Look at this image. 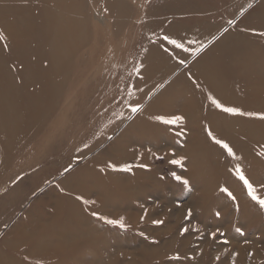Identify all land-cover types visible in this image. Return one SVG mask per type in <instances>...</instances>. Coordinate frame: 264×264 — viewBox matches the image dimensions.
I'll list each match as a JSON object with an SVG mask.
<instances>
[{"label": "rangeland", "instance_id": "374dc122", "mask_svg": "<svg viewBox=\"0 0 264 264\" xmlns=\"http://www.w3.org/2000/svg\"><path fill=\"white\" fill-rule=\"evenodd\" d=\"M77 1L84 8V47L62 46L57 61H39L43 52H51L45 41L17 62L29 69L23 77L38 84L52 68L49 77L64 87L50 104L49 118L39 128L31 125L25 151L13 155L10 166L20 170L13 184L0 182V205L6 206L0 209V264H264V208L236 175L238 166L264 198V28L252 19L264 0H177L180 4L161 12L156 7L167 0H118L124 5L116 6L121 15L108 12L102 0ZM32 6L39 12L46 7ZM43 28L36 24L33 32ZM0 35H6L1 27ZM165 36H180L188 50ZM154 48V57L146 58ZM165 52L170 63H154L151 70V62ZM60 57L70 60V68L59 63ZM201 61L202 69L195 67ZM246 61L255 70L243 78ZM180 90L188 96L180 97ZM210 97L256 115L227 113ZM137 104L139 110L132 112ZM174 115L183 121L169 125L155 119ZM209 130L235 156L216 144ZM124 164H131V171L121 170ZM70 178L77 179L68 187ZM80 178L89 185L83 190H77ZM20 182L22 191L7 198ZM224 187L235 200L221 191ZM72 200L88 227L69 219ZM58 202L60 215L54 217ZM35 213L44 217L38 230L29 231L31 242L56 218L65 222L70 240L45 252L14 243L25 235L19 226L30 225ZM100 217L123 218L125 227Z\"/></svg>", "mask_w": 264, "mask_h": 264}, {"label": "bare ground", "instance_id": "6f19581e", "mask_svg": "<svg viewBox=\"0 0 264 264\" xmlns=\"http://www.w3.org/2000/svg\"><path fill=\"white\" fill-rule=\"evenodd\" d=\"M102 1L106 3V10L108 12L112 14L118 13L119 15L123 14V11L116 8V6L119 5L124 6L122 2L119 4L118 0ZM36 2L41 3L43 7L46 6L42 12L34 10L35 8L32 6V4ZM47 3L51 4V7L47 6ZM178 4H180V2L177 0L163 1L158 4L155 11L158 10L161 12L164 8H173ZM83 14L84 8L77 0H0V27L1 30L3 28V30L6 31L5 37L0 40V103L4 105L0 109V182L5 184L6 187L8 185H12L15 181V178L20 173V170L10 166L13 155L17 154V152L23 153L25 151L24 142L30 138L34 131L31 125H34L35 123L37 128H39L42 126L41 124H43L49 118H46V115L47 111L51 109L50 104L56 103L60 93L58 90H61L64 87V83H57L49 77L52 75V68L48 69V74H46L47 78L42 77V83L38 84L31 82L29 80V75L27 78L23 77L22 73L24 75L29 74V69L25 63H22L23 67H18L17 62L20 61L19 58L27 57L31 52L34 51V49H36L37 45L45 41H49L48 43L51 52H43L40 57L37 55V60L39 59V61H43L45 58H48L50 62L57 61L56 53L59 52V49L62 46H69L75 50L84 47L86 43V33L83 32V28L85 30L86 25L83 23ZM254 16L255 18L252 17L253 21L258 23V27L263 26L264 28V3L263 7L261 6L258 13H254ZM6 18L8 19L7 22L4 21ZM36 24L47 26V30L43 28V30L33 32V28ZM57 27L58 29H56ZM117 28H119V26ZM28 34H30L29 37L27 36ZM169 38L181 42L180 36H172ZM217 48L219 49V46ZM157 50L158 49L155 48L151 49L147 53L146 58H153L154 55L152 54H155ZM68 52V57H70L72 51L70 50ZM5 54H9L11 58L6 57ZM167 55L170 54L165 52L162 57L156 60V62H151L150 69H154V63H163V61L169 62L164 58ZM246 57L248 60L250 58L252 59V57H250L248 54ZM63 60L64 58L60 57L59 63H62L67 68H70V60ZM253 66L254 65L251 62L246 61L242 63L240 69L241 77L248 78L252 71L255 70ZM195 67L202 69L203 62L201 61L196 63ZM205 68L206 67H204V69ZM209 68L212 70L215 67L214 65H210ZM211 70H208L210 75H212ZM210 87L211 86L209 85V88ZM216 87L218 86L215 85L214 87H211L210 90L219 95V89H216ZM36 89H38L39 93L37 95H30L31 91ZM188 94L189 93L182 91L180 93V97L182 95L188 96ZM219 96L224 97L227 100L232 99V97L224 91H222L221 95ZM160 99L161 97L154 103V105L156 103H160V101H162ZM172 101H176V97L172 99ZM18 102H21V105H18ZM225 103L228 102L224 101L223 104ZM166 112H168V110ZM186 115L187 111L185 113V116ZM223 119L229 121L230 123L237 120L230 118ZM24 121L26 122L24 123ZM213 123L214 122L212 121V124ZM18 127H20L19 130ZM233 127L235 129L236 126ZM239 129H241L240 126L239 128L236 127L235 130ZM243 129L245 128L243 127ZM119 147L121 146L114 145L113 149L115 151H119ZM122 148H124V146H122ZM11 168H13L11 174H9L7 177H4V173ZM76 179L77 178H70L65 183V185L71 187L72 183L70 182L75 181ZM77 182V190H83L84 187L86 188V186H89L87 185V179L80 178L77 180ZM22 187V183L20 182V184L15 188L16 190L14 192L10 191V194L6 193V197H16V195L22 191ZM0 203L3 204L4 200H0ZM69 204L71 206L69 219L79 220L81 225L88 227L87 220L85 218L86 215L80 210L79 203L76 200H72V204L70 202ZM60 207L61 202H58L56 207H52L51 213L54 217L60 215L58 213V211L61 209ZM103 207L106 209L105 204ZM5 208L6 206L0 205V209L5 210ZM100 209H102L101 205ZM2 214L4 213H1V215ZM34 217L35 219L33 221H28L30 225L27 226L26 224H22L19 226L18 229L25 233V235L23 236V239L20 240L15 238L13 240L14 243L18 241L25 245L30 244L29 246L32 251L45 252L46 250L52 251L54 248H58L59 246L63 245V243H66L68 240H70L69 235H71V233L67 231L65 222L60 218V220L56 218L51 224L48 225L49 227L51 225L52 227L54 226L53 228L47 227V230L44 232L40 231L37 234L38 238L34 242H31L33 233L29 231L38 230L43 222L41 218L44 216L42 214L35 213ZM0 262H2V258H0Z\"/></svg>", "mask_w": 264, "mask_h": 264}, {"label": "snow or ice", "instance_id": "6c2138e0", "mask_svg": "<svg viewBox=\"0 0 264 264\" xmlns=\"http://www.w3.org/2000/svg\"><path fill=\"white\" fill-rule=\"evenodd\" d=\"M261 35H264V33H262ZM2 35H0V39H2ZM164 40L168 41L170 44L175 45L177 48L180 49H184L185 51H187L188 49L184 48V45L182 43H179L177 40L175 39H170L168 36L164 37ZM180 63H183V61H180ZM212 99V103L217 107V108H221L223 111L227 112V113H232V114H243V115H256L255 113H242L241 110L239 108H235V107H225L219 100L211 98ZM140 106L137 104L135 106L131 107V111L132 112H137L139 110ZM261 118H264V114H261ZM155 119L163 122L164 124H177L183 121V117L179 116V115H174L171 117H165V116H156ZM208 135L215 141L216 144L220 145L223 149H225L227 151V154L229 156H235V153L233 151V149L229 146L228 143H226L225 141L221 140V139H217L213 133L211 132V130L208 131ZM173 164H179L181 163L180 160H173L172 161ZM109 167L116 169L117 166L114 164H109ZM141 167H146V165H141ZM121 170H125V171H131L132 169V165L131 164H124L120 166ZM67 171V169H66ZM175 175V174H173ZM236 175L239 177V179L241 181H243L244 186L247 189L248 195L251 197V199L253 201H256L261 208H264V198H261L258 193H257V189L254 187L253 183L250 182L244 175V173L239 169V167L237 166L236 168ZM177 180H181L182 178L180 176H176ZM184 184H187L188 181L184 180L183 181ZM221 191L227 193V195L229 197H231L233 200H235V197L233 196V194L228 190V188L224 187L221 189ZM80 199H83L82 197ZM88 201H85V203H87ZM94 216L99 215L98 213H92ZM217 216L220 215L219 212L216 213ZM101 219H105L107 223L112 224V225H119V227L124 228L125 224L123 222V218L121 219H107L106 217H100ZM154 224H160L162 223V221L160 220H154L153 221ZM183 231H187V229H183ZM237 231H240V229H237ZM213 236H215V233H212Z\"/></svg>", "mask_w": 264, "mask_h": 264}]
</instances>
